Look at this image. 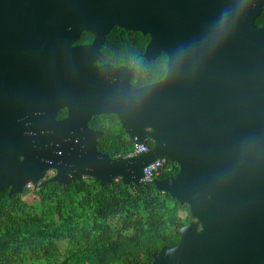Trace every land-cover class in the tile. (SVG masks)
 I'll return each instance as SVG.
<instances>
[{"label": "water", "instance_id": "obj_1", "mask_svg": "<svg viewBox=\"0 0 264 264\" xmlns=\"http://www.w3.org/2000/svg\"><path fill=\"white\" fill-rule=\"evenodd\" d=\"M263 9L264 0H0V193L21 195L51 170L47 182L59 185L138 187L147 165L173 163L177 174L153 183L191 222L150 264H224L234 225L264 226ZM114 26L149 37L146 61L167 57L161 81L134 88L126 74L109 86L87 48L72 46L92 32L98 52ZM63 103L69 116L57 121ZM109 114L134 146L152 147L100 153L101 132L87 124Z\"/></svg>", "mask_w": 264, "mask_h": 264}, {"label": "trees", "instance_id": "obj_2", "mask_svg": "<svg viewBox=\"0 0 264 264\" xmlns=\"http://www.w3.org/2000/svg\"><path fill=\"white\" fill-rule=\"evenodd\" d=\"M255 25H264V9ZM141 38L143 51L147 38ZM140 67L138 86L165 75L161 60L142 59ZM93 122L118 125L113 116ZM102 130L100 153L113 159L134 152L122 131ZM144 145L152 147L149 140ZM177 172V165L165 163L156 180ZM35 193L32 204L22 195L0 193V264H150L162 247L178 244V230L191 222L188 206L158 191L153 181L138 187L120 179L105 186L88 178L66 185L45 182Z\"/></svg>", "mask_w": 264, "mask_h": 264}, {"label": "flooded vegetation", "instance_id": "obj_3", "mask_svg": "<svg viewBox=\"0 0 264 264\" xmlns=\"http://www.w3.org/2000/svg\"><path fill=\"white\" fill-rule=\"evenodd\" d=\"M141 36L143 35L140 32L127 31L119 26H114L104 34L103 42L98 52L96 51V48H89V46L93 44L96 38V35L93 34L92 32L81 31L76 41L72 44V46L87 48L85 50V53L82 55V57L87 60H92V67L94 68L103 67L104 69L103 79L109 86H112L114 84H119L121 81L125 80L126 74H130L131 75L129 78L130 85L133 86L134 88H139L143 86H138L136 80L140 74V68H141L140 66H141V61L143 59L144 50L149 41L148 36H143L144 38H147V41L142 51ZM98 37L100 38L99 34ZM156 60H161L162 66L165 67V74H166L167 57L163 53H161L155 60L152 61H156ZM152 61H147V62H152ZM115 70H117V73H114ZM162 79L153 81L149 84H154L156 82L161 81ZM63 92L67 96L66 100L69 99V101H71L72 99L71 92L67 91L66 89H64ZM80 94L84 95L83 93ZM79 99H82L80 102L85 101L84 98H79ZM66 100L63 99L64 102H67ZM68 116H69V109L63 103V107L58 109L55 118L57 121H62L66 119ZM102 116L115 117L112 114L92 116L87 124L88 129H91L96 132H101V137L105 131L102 129H109L115 132L122 131L124 133V131L121 129L118 120H117L118 125L115 124L116 126L112 128L108 126H99L93 122V120L97 118L101 119ZM54 174L55 172H53L51 176L53 177ZM51 176L45 177L44 179L38 181L36 186H34L35 187L34 191H36V188L38 186L44 184L49 179H51L52 178ZM6 191L8 192V190ZM253 222H254L253 217L247 220L245 234H242L241 232L238 231V229L241 230V228H239L238 225H234V228L232 229L233 244L231 246V254L229 255V259L224 264H255L256 260L259 261L264 259V226L259 230H255ZM201 228L202 226L199 225L198 230H201ZM219 264H223V263L220 262Z\"/></svg>", "mask_w": 264, "mask_h": 264}, {"label": "built area", "instance_id": "obj_4", "mask_svg": "<svg viewBox=\"0 0 264 264\" xmlns=\"http://www.w3.org/2000/svg\"><path fill=\"white\" fill-rule=\"evenodd\" d=\"M148 150L149 149L144 144L140 146H134V152L129 155H133L139 152H147ZM165 163L166 162L163 160H157L147 165L143 170L144 179H142V182H152L156 180V178L160 175V171Z\"/></svg>", "mask_w": 264, "mask_h": 264}, {"label": "rangeland", "instance_id": "obj_5", "mask_svg": "<svg viewBox=\"0 0 264 264\" xmlns=\"http://www.w3.org/2000/svg\"><path fill=\"white\" fill-rule=\"evenodd\" d=\"M54 171H48L45 173V177H50L51 174L53 173ZM52 177V176H51ZM43 178V179H44ZM34 186L32 185H28L27 187L24 188L23 192H22V199L26 202V203H29V204H32L33 202L37 201V196H36V193L34 191ZM180 216H181V213H180Z\"/></svg>", "mask_w": 264, "mask_h": 264}]
</instances>
